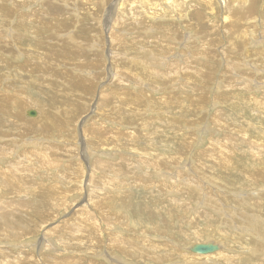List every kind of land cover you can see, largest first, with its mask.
Listing matches in <instances>:
<instances>
[{"label": "rangeland", "instance_id": "rangeland-1", "mask_svg": "<svg viewBox=\"0 0 264 264\" xmlns=\"http://www.w3.org/2000/svg\"><path fill=\"white\" fill-rule=\"evenodd\" d=\"M146 2L0 0V264H264V0Z\"/></svg>", "mask_w": 264, "mask_h": 264}, {"label": "bare ground", "instance_id": "bare-ground-1", "mask_svg": "<svg viewBox=\"0 0 264 264\" xmlns=\"http://www.w3.org/2000/svg\"><path fill=\"white\" fill-rule=\"evenodd\" d=\"M147 2H148V0H147ZM147 2H146V4H147ZM238 4V3H237ZM244 4V3H243ZM152 6V5H151ZM144 8V7H143ZM185 10V9H184ZM230 13V12H229ZM252 14V13H251ZM252 15H255L254 13L252 14ZM151 18V17H150ZM227 20V19H226ZM118 23V22H117ZM190 23V22H189ZM230 28H232V27H230ZM230 30V29H229ZM232 30H236V29H232ZM231 32V31H230ZM233 34V33H232ZM14 37V36H13ZM15 39V38H14ZM154 50V49H153ZM253 53V52H252ZM114 60V59H113ZM159 81V80H158ZM257 85H258V83H257ZM232 87V86H231ZM230 89V88H229ZM242 89V88H241ZM215 99V98H214ZM3 109V108H2ZM35 110V109H34ZM37 112V111H36ZM219 112H221V111H219ZM4 114V113H3ZM144 114V113H143ZM37 117H38V115H37ZM41 121V120H40ZM139 124V123H138ZM51 125V124H50ZM88 128V127H87ZM144 128V127H143ZM88 130V129H87ZM93 132V131H92ZM0 133H1V130H0ZM227 133H229V131H227ZM237 133V132H236ZM63 134V133H62ZM235 133H233V135H234ZM230 135V134H229ZM56 136V135H55ZM227 136H228V134H227ZM231 136V135H230ZM225 137H226V135H225ZM230 137H227V141L228 142H231L232 143V141H230V140H228ZM237 140V139H236ZM235 142V141H234ZM245 142V141H244ZM244 142H243V144H244ZM226 143V142H225ZM236 143V142H235ZM239 143H240V141H239ZM37 144V143H36ZM230 144V143H229ZM234 144V143H233ZM237 144V143H236ZM242 143H241V145H243ZM223 146V145H222ZM244 146H246L245 144H244ZM230 147V146H229ZM225 150V149H224ZM229 151V150H228ZM227 151V152H228ZM86 152V151H85ZM223 152V151H222ZM230 152V151H229ZM99 153V152H98ZM89 154V153H88ZM88 154H87V156H88ZM229 154V153H228ZM98 155V154H97ZM100 155V154H99ZM92 156V155H91ZM1 157V156H0ZM46 157V156H45ZM228 157V156H227ZM86 158V157H85ZM221 162H223L222 160H221ZM158 164H160V163H158ZM222 164V163H221ZM12 165V164H11ZM17 165V164H16ZM154 165V164H153ZM101 167H102V165H101ZM105 167V166H104ZM106 168V167H105ZM20 169V168H19ZM102 169V168H101ZM104 169V168H103ZM160 169V168H159ZM20 171V170H19ZM103 171V170H102ZM22 172V171H21ZM3 173V172H2ZM1 172H0V181H1V184H2V186L5 184L6 186L8 185L9 186V184H7V181H6V179H5V175H3ZM181 176V175H180ZM180 178V177H179ZM19 183V182H18ZM175 183V182H174ZM176 184V183H175ZM217 189V188H216ZM179 190V189H178ZM255 190V189H254ZM6 191V190H5ZM178 192H180V191H178ZM203 192V191H202ZM60 193V192H59ZM205 195V194H204ZM45 197V196H44ZM64 197V196H63ZM41 198H42V196H41ZM47 202H51V201H49V200H46ZM63 201V200H62ZM42 204V203H41ZM52 206H55L56 208L57 207H60L61 205H62V202H61V198H58V200H57V202L56 203H50ZM50 204H48L47 203V206L48 205H50ZM203 204V203H202ZM5 205V204H4ZM204 205V204H203ZM7 208V210H8V206H6ZM2 208H5V207H2ZM43 208H45V206L43 207ZM6 209H4V210H6ZM11 209V208H10ZM107 209V208H106ZM3 210V209H2ZM3 210V211H4ZM14 210V209H13ZM36 210V209H35ZM35 210H33V211H35ZM6 213V212H5ZM34 214V213H33ZM91 214V213H90ZM84 217V216H83ZM91 219V218H90ZM4 225V224H3ZM79 226V225H78ZM66 231V230H65ZM111 234V233H110ZM185 235V234H184ZM1 237V236H0ZM46 243V242H45ZM49 243V242H48ZM118 243V242H117ZM216 243V242H215ZM220 247H221V250L223 249V247H225V246H222L221 245V243L219 244V243H217ZM187 249H188V247H187ZM224 250V249H223ZM226 251V250H225ZM217 253H220V252H217ZM217 253H215V254H217ZM44 254V253H43ZM132 254H134V253H132ZM192 255V254H191ZM194 256H196V257H199L198 255H196V254H193ZM127 256H131L132 257V255L130 254H128ZM203 257L205 256V258H206V260L207 261H211L212 259V256H214V254H210V255H202ZM201 257V256H200ZM214 258V257H213ZM222 259V258H221ZM230 262V261H229Z\"/></svg>", "mask_w": 264, "mask_h": 264}, {"label": "water", "instance_id": "water-1", "mask_svg": "<svg viewBox=\"0 0 264 264\" xmlns=\"http://www.w3.org/2000/svg\"><path fill=\"white\" fill-rule=\"evenodd\" d=\"M38 112L30 110L27 116L30 118L37 117ZM190 252L196 255H212L221 251V247L214 242L195 244L189 248Z\"/></svg>", "mask_w": 264, "mask_h": 264}, {"label": "flooded vegetation", "instance_id": "flooded-vegetation-1", "mask_svg": "<svg viewBox=\"0 0 264 264\" xmlns=\"http://www.w3.org/2000/svg\"><path fill=\"white\" fill-rule=\"evenodd\" d=\"M224 248V247H223Z\"/></svg>", "mask_w": 264, "mask_h": 264}]
</instances>
